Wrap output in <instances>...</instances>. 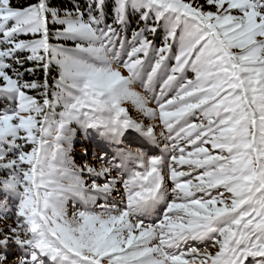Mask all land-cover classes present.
I'll list each match as a JSON object with an SVG mask.
<instances>
[{"label": "snow or ice", "instance_id": "6c2138e0", "mask_svg": "<svg viewBox=\"0 0 264 264\" xmlns=\"http://www.w3.org/2000/svg\"><path fill=\"white\" fill-rule=\"evenodd\" d=\"M0 264H264V0H0Z\"/></svg>", "mask_w": 264, "mask_h": 264}, {"label": "rangeland", "instance_id": "374dc122", "mask_svg": "<svg viewBox=\"0 0 264 264\" xmlns=\"http://www.w3.org/2000/svg\"><path fill=\"white\" fill-rule=\"evenodd\" d=\"M157 43H159V39L157 40ZM75 147V151H76V153H78V152H81V150H82V145H77V146H74ZM77 160L79 161V159H80V157H79V155H77ZM89 159H91L92 157H88Z\"/></svg>", "mask_w": 264, "mask_h": 264}]
</instances>
